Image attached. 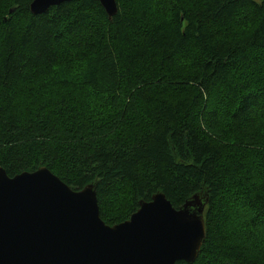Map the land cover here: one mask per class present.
Instances as JSON below:
<instances>
[{"label": "trees", "instance_id": "obj_1", "mask_svg": "<svg viewBox=\"0 0 264 264\" xmlns=\"http://www.w3.org/2000/svg\"><path fill=\"white\" fill-rule=\"evenodd\" d=\"M32 1L0 0V166L96 183L110 225L199 193L177 264H264V0Z\"/></svg>", "mask_w": 264, "mask_h": 264}, {"label": "water", "instance_id": "obj_2", "mask_svg": "<svg viewBox=\"0 0 264 264\" xmlns=\"http://www.w3.org/2000/svg\"><path fill=\"white\" fill-rule=\"evenodd\" d=\"M67 0H33V13ZM109 17L117 0H99ZM96 183L76 190L46 166L10 176L0 166V264H177L194 262L206 238L208 197L176 208L162 191L123 222L101 215Z\"/></svg>", "mask_w": 264, "mask_h": 264}, {"label": "rangeland", "instance_id": "obj_3", "mask_svg": "<svg viewBox=\"0 0 264 264\" xmlns=\"http://www.w3.org/2000/svg\"><path fill=\"white\" fill-rule=\"evenodd\" d=\"M234 221H235V220H234ZM234 221H233V222H234ZM234 225H236V221L234 222Z\"/></svg>", "mask_w": 264, "mask_h": 264}]
</instances>
